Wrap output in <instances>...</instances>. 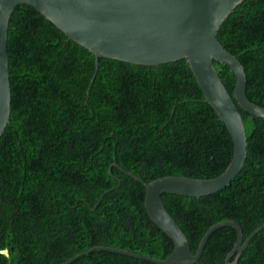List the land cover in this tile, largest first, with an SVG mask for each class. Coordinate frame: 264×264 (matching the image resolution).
Here are the masks:
<instances>
[{"label": "trees", "instance_id": "trees-1", "mask_svg": "<svg viewBox=\"0 0 264 264\" xmlns=\"http://www.w3.org/2000/svg\"><path fill=\"white\" fill-rule=\"evenodd\" d=\"M218 39L244 66L249 100L264 108V0L238 6ZM8 48L12 113L0 140V264H64L98 246L170 256L174 244L149 217L146 188L133 176L210 180L233 155L231 136L204 103L187 61L136 66L101 58L95 76V55L29 5L11 19ZM215 67L234 98V72ZM239 111L248 153L232 184L206 197L162 196L193 253L223 221L239 224L244 241L264 224V119ZM237 236L232 227L216 230L196 264H225ZM71 264L153 263L103 250ZM238 264H264V229Z\"/></svg>", "mask_w": 264, "mask_h": 264}, {"label": "water", "instance_id": "water-1", "mask_svg": "<svg viewBox=\"0 0 264 264\" xmlns=\"http://www.w3.org/2000/svg\"><path fill=\"white\" fill-rule=\"evenodd\" d=\"M244 1L0 0V140L10 124L12 113L8 40L11 19L20 5L35 8L71 41L94 54L95 76L101 58L136 66H159L186 60L204 94V103L212 107L231 136L233 155L224 173L211 180L166 176L146 183L133 176L147 190L145 207L151 220L174 242L173 252L166 261H153L156 264H196L212 234L220 228L232 227L238 236L225 264H238L241 254L264 229V224L244 241L239 224L223 221L210 228L193 254L188 238L162 204L161 196L166 193L195 198L213 195L229 187L244 168L248 137L237 104L243 111L261 119H264V108L248 99L244 66L218 39L224 22ZM215 62L229 66L234 72L237 104L222 82ZM103 250L139 257L124 250L98 246L64 264Z\"/></svg>", "mask_w": 264, "mask_h": 264}, {"label": "bare ground", "instance_id": "bare-ground-1", "mask_svg": "<svg viewBox=\"0 0 264 264\" xmlns=\"http://www.w3.org/2000/svg\"><path fill=\"white\" fill-rule=\"evenodd\" d=\"M246 1V0H245ZM235 11V10H234ZM233 11V12H234ZM232 15V14H231ZM230 17V16H229ZM228 17V18H229ZM225 23V22H224ZM10 29V28H9ZM160 66V65H159ZM197 81V80H196ZM226 87V86H225ZM236 87V86H235ZM229 92V91H228ZM230 94V93H229ZM231 95V94H230ZM248 97V96H247ZM233 98V97H232ZM249 99V98H248ZM233 100L235 101V103L237 104V102H236V99H235V90H234V98H233ZM253 103V102H252ZM255 104V103H254ZM237 107H238V109H239V106H238V104H237ZM261 107V106H260ZM243 120V119H242ZM244 123V122H243ZM247 159V158H246ZM189 178V177H188ZM194 179V178H193ZM200 180H202V179H200ZM211 180V179H210ZM233 182V181H232ZM227 188V187H226ZM225 189V188H224ZM223 190V189H222ZM167 194V193H166ZM216 194V193H215ZM164 195V194H163ZM162 195V196H163ZM171 195H175V194H171ZM162 196H161V199H162ZM178 196H180V195H178ZM146 197H147V190H146V193H145V204H146ZM185 197V196H184ZM192 198H195V197H192ZM162 204L164 205V202H163V199H162ZM164 207H165V205H164ZM146 208V207H145ZM166 208V207H165ZM147 211V210H146ZM168 211V210H167ZM170 214V213H169ZM150 217V216H149ZM172 217V216H171ZM173 218V217H172ZM176 222V221H175ZM177 223V222H176ZM156 225V224H155ZM157 226V225H156ZM179 226V225H178ZM158 227V226H157ZM159 228V227H158ZM160 229V228H159ZM161 230V229H160ZM162 231V230H161ZM163 232V231H162ZM164 233V232H163ZM165 234V233H164ZM186 235V234H185ZM206 235V234H205ZM187 237V236H186ZM171 239V238H170ZM171 241H172V239H171ZM189 241V240H188ZM173 242V241H172ZM201 243V242H200ZM173 244H174V242H173ZM190 244V243H189ZM200 245V244H199ZM102 247H104V246H102ZM199 247V246H198ZM109 248V247H108ZM110 248H112V247H110ZM116 249V248H115ZM205 249V248H204ZM119 250V249H118ZM190 250H191V247H190ZM198 250V249H197ZM124 251H127V250H124ZM127 252H130V251H127ZM191 252H192V250H191ZM197 252V251H196ZM204 252V251H203ZM115 253H117V252H115ZM130 253H133V254H137V253H134V252H130ZM193 253V252H192ZM120 254V253H119ZM193 254H195V253H193ZM124 255V254H123ZM139 257H136V256H131V255H128V256H131V257H135V258H138V259H142V260H146V261H150V262H152L153 264H156L155 263V261H153V260H156V261H161V262H164V261H166L170 256H168L166 259H164V260H160V259H156V258H152V257H149V256H145V255H140V254H137ZM143 257V258H142Z\"/></svg>", "mask_w": 264, "mask_h": 264}]
</instances>
